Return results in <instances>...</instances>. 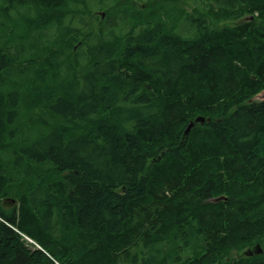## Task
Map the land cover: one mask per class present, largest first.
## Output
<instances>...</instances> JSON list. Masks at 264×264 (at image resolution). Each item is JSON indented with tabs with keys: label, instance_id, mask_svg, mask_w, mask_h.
<instances>
[{
	"label": "trees",
	"instance_id": "obj_1",
	"mask_svg": "<svg viewBox=\"0 0 264 264\" xmlns=\"http://www.w3.org/2000/svg\"><path fill=\"white\" fill-rule=\"evenodd\" d=\"M80 1L0 0V264H264V0Z\"/></svg>",
	"mask_w": 264,
	"mask_h": 264
},
{
	"label": "rangeland",
	"instance_id": "obj_2",
	"mask_svg": "<svg viewBox=\"0 0 264 264\" xmlns=\"http://www.w3.org/2000/svg\"><path fill=\"white\" fill-rule=\"evenodd\" d=\"M89 4H93L90 6V9L93 11V15H92V19H88L87 21L89 23L94 22V24H96V22H102L105 21L106 19V10L109 11V7L113 4V2L111 0H107L104 4H96L97 2H95V0H89L88 1ZM118 2H123L126 3L124 5L129 6V4H127V2H132V6L134 9V12L136 14V12L138 11L140 16H146V15H151L155 16L156 19L157 17H159L163 22H168L170 19H173V17L176 14V10H179V8L181 7V11L183 12H193L194 8L192 5V1H188V0H180L177 2H170L169 0H118ZM79 7L80 9L84 10V15L85 16H91V12L89 9V6L87 8H85L82 4V2H79ZM72 9H75L74 5H71ZM167 9V11H165ZM20 13L23 15H32L34 12H28V10L26 9H21ZM115 15V12L113 14V16ZM13 16L15 17V15L13 14ZM10 18H12L11 14H10ZM152 18V17H151ZM75 24V23H74ZM116 27V32L119 33V31L121 30V32H125L128 31V26L126 24L123 25H116V21L112 24ZM171 25V23L169 24ZM7 26H11V24H8ZM102 26V24L100 25ZM88 29V28H87ZM108 30H110L108 27L105 28L104 32H107ZM18 34H20V32H18ZM117 35V34H116ZM110 37V36H109ZM9 39L6 38V40ZM115 39V38H114ZM113 39V41H114ZM6 40H4V37L2 36L0 42L1 44L6 46ZM17 42L14 41H9L8 42V46H14L15 47V51L17 52L18 50H20V48L17 46ZM264 98V91L260 94H258L253 100L255 101H261ZM25 117H22V120ZM21 120V121H22ZM21 141V140H19ZM32 140L29 139H24V144H29ZM15 195H10L5 197L4 199H2L1 203H4L3 206L5 207L4 209L7 212H10L14 207H18V202L16 201V199L14 198ZM4 201V202H3ZM11 201L13 203H11ZM21 237L28 243L33 244V240L28 238L27 236L21 234Z\"/></svg>",
	"mask_w": 264,
	"mask_h": 264
},
{
	"label": "water",
	"instance_id": "obj_3",
	"mask_svg": "<svg viewBox=\"0 0 264 264\" xmlns=\"http://www.w3.org/2000/svg\"><path fill=\"white\" fill-rule=\"evenodd\" d=\"M195 123H204V118L203 117H197L194 119V121L190 122L186 129L184 130L183 134L187 135L189 131L193 128ZM262 254V250L259 245H256L255 248H253L251 251L246 252L247 256H253V255H260Z\"/></svg>",
	"mask_w": 264,
	"mask_h": 264
},
{
	"label": "bare ground",
	"instance_id": "obj_4",
	"mask_svg": "<svg viewBox=\"0 0 264 264\" xmlns=\"http://www.w3.org/2000/svg\"><path fill=\"white\" fill-rule=\"evenodd\" d=\"M226 76V75H225ZM224 76V77H225ZM205 79V78H204ZM246 81V80H245ZM195 82V81H194ZM182 83V82H181ZM210 102V101H209ZM194 109V108H193ZM179 112V111H178ZM164 117V116H163ZM180 119V118H179ZM163 128V127H162ZM162 130V129H161ZM204 156V155H203ZM208 156V155H207ZM210 156V155H209ZM181 167V166H180ZM189 189V188H188ZM11 203H13L12 201H11ZM252 205V204H251ZM245 210V209H244ZM175 214H177V213H175ZM169 219V218H168ZM211 220V219H210ZM261 233V232H260ZM109 235V234H108ZM122 235V234H121ZM252 238V237H251ZM48 241V240H47ZM116 243V242H115ZM120 243V242H119ZM104 246V245H103ZM63 253V252H62ZM56 254V253H55ZM95 255V254H94ZM59 259V258H58ZM86 260V259H85ZM93 261V260H92Z\"/></svg>",
	"mask_w": 264,
	"mask_h": 264
},
{
	"label": "flooded vegetation",
	"instance_id": "obj_5",
	"mask_svg": "<svg viewBox=\"0 0 264 264\" xmlns=\"http://www.w3.org/2000/svg\"><path fill=\"white\" fill-rule=\"evenodd\" d=\"M199 158H201V157H199ZM206 201H208V202H215V201H217V199L209 198V199H207Z\"/></svg>",
	"mask_w": 264,
	"mask_h": 264
}]
</instances>
